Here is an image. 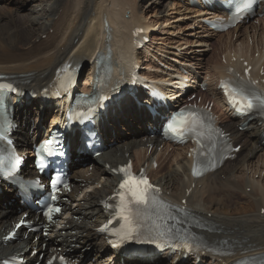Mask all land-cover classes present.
Listing matches in <instances>:
<instances>
[{"label":"bare ground","instance_id":"1","mask_svg":"<svg viewBox=\"0 0 264 264\" xmlns=\"http://www.w3.org/2000/svg\"><path fill=\"white\" fill-rule=\"evenodd\" d=\"M165 1L150 0L146 9L150 7L157 9ZM4 2L3 6L6 11H0V75L9 77L24 92L37 94V99L34 101L25 98L18 103L15 98L13 102L14 122L19 125L14 137L18 141L20 151L31 154V150L28 152L25 149L28 150L27 146L31 144L32 140L40 136L43 129H46V124L48 125L47 122L51 118V108H47L49 105L42 102L43 90L49 89L56 79V70L67 62L78 63L84 67V73L87 72L86 78L82 82L83 89L79 93L90 91L99 61H103L109 56L108 62L104 60L111 70L105 89L108 96L113 93L112 89L130 83L129 77L133 73L140 81L145 79L157 81L159 78L165 82L169 81L173 86L174 94L171 103L167 104V108L162 107L159 110L165 116H169L171 111L178 109L181 103H187V98L192 96V92H189L182 96L179 102L174 100L175 94L179 92L178 89L185 87L183 81L177 80V83H172V80H176L174 78L177 77L185 79V76L180 73L183 71L179 66L173 67L174 65H172L171 68L176 73H171L172 75L160 73L156 76H146V74L135 73L138 68L139 71L143 70L144 66L141 67L142 52L137 48L134 30L142 28L146 37L150 31V26L146 24L147 20L143 21L140 15L142 0H4ZM261 12L264 14V6ZM20 19L23 20V24L19 23ZM23 28L30 30L31 34L24 36ZM145 46L146 44L143 48ZM248 53H240V55H249ZM247 55L245 60L253 66L252 73L258 77L264 55H260L259 59H250ZM152 58L154 57L148 56L146 62L149 64L146 69L151 68L152 70L153 60L150 61ZM233 65L238 66L235 69L240 73L244 72L242 66ZM229 67L232 66L220 64L214 67L213 79L210 73H207L211 78L208 82L211 83L216 79L218 81L219 78L225 77ZM185 70L190 71L188 66ZM192 75L190 74L189 78L196 82L198 76ZM147 88L148 90L144 92L136 86L137 97L140 100L142 95L145 96V99H141L142 104L152 106L155 100L149 94H152V90L160 87L154 82ZM213 94L218 99L219 106L222 107L220 94L217 92ZM30 104L35 105L39 116H42L41 105L42 107L47 106L45 108L46 115L41 125H35L33 128L30 124L32 110L31 113L21 110L25 105ZM112 104L105 109L107 110V122H99L98 126L103 141L107 138L110 129L118 130V128H111V124L118 125L117 119L120 117L131 116L142 121L146 120L148 122L145 127L146 131L148 126L151 131L158 129L160 120L156 118V122H154L145 107L139 108L129 95L121 97ZM223 107L228 110L225 105ZM61 108L64 114L68 106L60 104L57 113ZM226 118L228 120L224 128L231 133L235 145L241 144L247 150L246 156L242 157L238 154L233 163H228L219 171L195 180L191 178L190 174L193 152L188 159L187 154L190 151L187 150V158L178 163L180 169L175 168L173 171L166 172L156 180L170 201L181 205L183 200H186L188 211L201 222H205L208 227L207 230L201 232L204 239L227 253L226 256H223L202 250L201 254H198L202 259L201 264H234L244 258L264 255V222L262 221L264 220L262 213L264 210V119H238L234 117L233 111H230ZM240 128L241 131H239ZM147 133L141 138L133 137L128 141H123L124 144L121 142L122 145L113 147L107 153L103 165L117 163L112 166V168H117V165L123 164L121 159L134 148L144 146L146 142L148 145L154 144L156 140L150 137L149 132ZM80 137V132H77L76 140H79ZM73 143L74 140L71 142V146ZM258 151L263 154L261 153V157L258 155L259 159L255 162L250 156L256 158ZM72 152L74 154L71 159V172L74 190L69 195V201L64 203L66 216L62 217L57 225H51L49 240L37 232L29 234L26 239L25 234L22 233L17 242L8 245L1 243L0 260L14 253L26 258L28 250L37 246L45 255L48 254V251H51L52 254L66 252L70 264H82L88 257L94 258V264H119L120 257L118 255L101 252L106 248V245L104 239L99 237L96 231L107 217L101 207V202L113 193L118 177L112 175L111 169L109 170L105 166L90 170L89 166L83 165L87 161V154H85L82 145L78 150H71ZM117 154H122V157L117 158ZM74 159L77 160L76 164H74ZM93 162L99 164V159H94ZM30 167L33 168V165L27 166L23 170L24 177L33 178L36 175L34 168ZM257 175L258 179L255 178ZM248 189H250L249 192ZM13 197L21 203L22 198L14 188L8 187L5 193L0 194V239L3 230L10 228L11 223L20 219L25 212H30V217L27 220H34L33 212L26 205L7 206ZM244 198L248 203L241 202V199ZM2 207L4 210H1ZM43 244H45L44 250L41 248ZM85 244L92 246L90 254L81 251ZM100 253H103L104 256L100 257ZM179 256H174L171 264H175L174 262ZM166 258L167 254L158 259L152 255L129 263L166 264ZM151 259L154 262H151ZM196 263L197 258L188 261V264Z\"/></svg>","mask_w":264,"mask_h":264},{"label":"rangeland","instance_id":"2","mask_svg":"<svg viewBox=\"0 0 264 264\" xmlns=\"http://www.w3.org/2000/svg\"><path fill=\"white\" fill-rule=\"evenodd\" d=\"M149 1L150 0H142L140 10L142 20L145 21L146 19V24L150 26V28L147 26L150 30L148 32L149 42L140 50L142 52L141 67L144 66L143 70L140 71V74H146V76H156V74L160 73H165V75L171 73L176 74L175 70L171 68L172 65H174L173 67L176 65L184 68L188 66L190 74H193L192 76H198L203 80L204 78H210L207 73H210L213 78L215 73L214 67L219 66L220 64L223 65L224 61H229L227 53L230 51H232L231 55H234L235 51H239L240 53L249 52L248 54L251 56L256 52L255 56L258 58L260 57L259 55H264V20L251 22L241 26L237 30L219 34L210 30L209 27L203 23L204 18L213 17L215 13H218L217 10L209 16L204 8H197L190 4V0H166L161 7L157 9L150 7L151 9L148 8L149 11L146 9ZM3 5L4 2L0 1V11H6L5 6ZM19 23L23 24L24 22L20 19ZM25 30L26 28L22 29L24 36L31 34L30 30ZM149 55L154 57L150 60H153L152 70L146 69L147 64H149L146 62ZM160 62H163L162 66L168 67L169 70L166 71L165 69L160 68ZM84 71L82 74L83 79H85L87 75V72L84 73ZM177 82L178 81L176 80H172L173 84ZM211 85V90L207 93L201 92L200 94L204 96L205 99L215 100L213 91L216 87V83L214 82ZM81 86L82 82L80 84V87ZM173 90L174 89L171 87L170 91ZM196 93H199L198 89L196 90ZM35 108V106H29L28 109L30 113L32 110V118H30V124L32 127L37 125L39 123L38 120L40 119L37 112L38 110H35ZM216 108L222 119L226 120V117L228 116L227 112L218 106L217 101ZM37 114L39 118L37 117ZM50 115L51 118L53 115L55 117L56 111L50 112ZM54 117L48 120V125L46 124L45 128L50 127ZM117 123L119 124H111V128H118V130L114 129L115 131H111L113 133H108V140H111V143L116 142L117 144H121L123 140H129L133 137L140 138L147 132L145 127L148 122L146 120L142 121L138 118L126 116V118H118ZM124 143L125 142H123V144ZM27 148L30 149V147ZM25 151L30 152L26 149ZM154 153L155 154L150 155V158L154 155L159 163L158 169L153 171L152 176L154 178H159L166 172L173 171L175 168L180 169L178 163L187 158L186 149L168 147V145L154 151ZM257 153V156H255L256 158L252 155L250 156L255 162L258 161L259 157L263 154L260 151ZM241 154L242 157L244 155L246 156L247 150L243 149ZM147 155L146 150L139 146L138 148L133 149L130 157L132 156L136 165L140 166L142 163L147 162ZM189 157L188 159H190ZM94 169L97 168L94 167ZM255 178L258 179V175ZM249 190L250 189L247 191L249 192ZM241 202L248 203L245 198L241 199ZM1 210H4V207H2ZM262 221L264 222V220Z\"/></svg>","mask_w":264,"mask_h":264},{"label":"snow or ice","instance_id":"3","mask_svg":"<svg viewBox=\"0 0 264 264\" xmlns=\"http://www.w3.org/2000/svg\"><path fill=\"white\" fill-rule=\"evenodd\" d=\"M251 3V0H248V3L245 4V7L248 6V4ZM245 100V106L247 108H251L253 106L252 101L248 99L247 97L244 98ZM173 131H182V128L174 127L172 129ZM190 131H195V127L189 128ZM130 167V166H129ZM194 174H196L194 172ZM151 185L149 181L141 176L140 178H137L135 176H132L129 172L126 171V178L124 181L120 184V188L127 191L128 194H130L131 200L128 202H125L124 195H121V207L119 208V211L121 214L124 213H131L132 207H130V204L134 202L135 205H146L148 203V192L149 189H151ZM52 211V210H50ZM54 211H59V209H54ZM126 220L128 219V216L124 217Z\"/></svg>","mask_w":264,"mask_h":264}]
</instances>
